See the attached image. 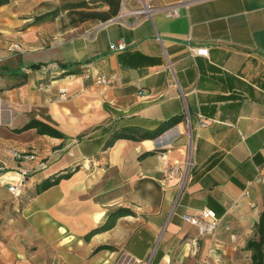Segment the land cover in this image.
I'll list each match as a JSON object with an SVG mask.
<instances>
[{
	"label": "crops",
	"instance_id": "obj_1",
	"mask_svg": "<svg viewBox=\"0 0 264 264\" xmlns=\"http://www.w3.org/2000/svg\"><path fill=\"white\" fill-rule=\"evenodd\" d=\"M142 1L0 6V264H149V253L151 264H249L243 247L264 212V182L246 185L264 179V0H149L183 2L178 16L150 19L132 13ZM120 39L122 50L108 48ZM97 74L113 80L98 84ZM174 115L153 139L102 148L113 130ZM30 118L63 137L14 131ZM19 167L32 171L15 197L6 181ZM168 167L176 175L164 176ZM116 208L130 213L88 235ZM201 209L218 219L212 234L182 217Z\"/></svg>",
	"mask_w": 264,
	"mask_h": 264
},
{
	"label": "built area",
	"instance_id": "obj_2",
	"mask_svg": "<svg viewBox=\"0 0 264 264\" xmlns=\"http://www.w3.org/2000/svg\"><path fill=\"white\" fill-rule=\"evenodd\" d=\"M183 6V2H178L171 5H166L163 7H154L149 3V0L146 2L142 1L141 6L135 10L132 11L134 15H141L146 19H150L151 14L154 12H160L165 17H176L179 15L180 8ZM119 18V16L112 19V21H116ZM109 49L114 50H122L124 48V42L120 39L117 42L111 43L108 45ZM11 51H20L21 48L19 44L13 43L10 45ZM188 53L191 56H206L207 54V48L203 46H187ZM84 77H88V72L82 73ZM113 80L112 75H103V74H97L95 76V82L98 84H109ZM59 97L65 98L66 94L65 91L62 89L60 91ZM206 122L202 120L200 124H205ZM10 154L15 159L20 158H27L28 160H32L35 158L33 154H24L21 152H18L16 150H9ZM72 154V153H70ZM46 164L44 161H39L37 163V167L42 169L45 168ZM6 165L4 162L0 163V177L5 172ZM32 169L28 167H19L18 169V180L16 181H6L7 190L15 197H18L24 188ZM177 170L175 167H168L164 169V176L171 177L176 175ZM258 182H264V179L257 175L252 180H249L246 182L247 187L251 186L254 183ZM244 195H246L247 190H244L242 192ZM183 219L186 220L189 224L194 225L196 227V233L199 236L205 235V234H212L213 231L216 229L218 225V219L214 215L213 211L201 209L197 211L195 214H183Z\"/></svg>",
	"mask_w": 264,
	"mask_h": 264
},
{
	"label": "trees",
	"instance_id": "obj_3",
	"mask_svg": "<svg viewBox=\"0 0 264 264\" xmlns=\"http://www.w3.org/2000/svg\"><path fill=\"white\" fill-rule=\"evenodd\" d=\"M8 0H0V6L7 3ZM181 115L171 116L159 124H157L153 129L144 130L141 128L133 127V126H125L113 130L108 137L105 139L102 148H106L110 146L114 140L119 138L131 139V140H141V139H153L160 135L163 131L173 126L179 119ZM28 129H35L39 134H46L53 137H63V134L51 126L49 123L41 121L36 118H30L26 121L22 126L15 128L14 131L17 133L23 132ZM68 173L59 174L52 178H45L40 181L36 186L34 193L38 194L45 189L55 185L59 182V180L63 177H67ZM25 187V186H24ZM23 191V189H22ZM21 191V193H22ZM20 193V195H21ZM19 195V196H20ZM18 196V197H19ZM123 213H130L129 210L124 208H116L111 211L106 220L97 228L91 230L88 235H92L93 233L101 230H106L112 226L115 219L122 215ZM255 238L248 239L244 244V250L249 251V264H264L263 262V245H264V212L261 211L258 214L256 225H255ZM107 246L101 245L99 248H105Z\"/></svg>",
	"mask_w": 264,
	"mask_h": 264
},
{
	"label": "rangeland",
	"instance_id": "obj_4",
	"mask_svg": "<svg viewBox=\"0 0 264 264\" xmlns=\"http://www.w3.org/2000/svg\"><path fill=\"white\" fill-rule=\"evenodd\" d=\"M148 257H149V259H148V263L151 264V262H152V253H149V254H148Z\"/></svg>",
	"mask_w": 264,
	"mask_h": 264
}]
</instances>
